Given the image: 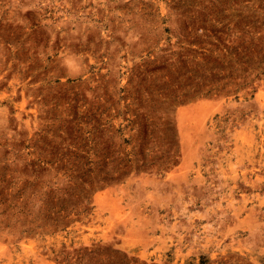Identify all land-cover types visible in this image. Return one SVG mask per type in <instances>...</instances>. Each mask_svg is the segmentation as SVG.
Returning <instances> with one entry per match:
<instances>
[{
	"label": "rangeland",
	"instance_id": "rangeland-1",
	"mask_svg": "<svg viewBox=\"0 0 264 264\" xmlns=\"http://www.w3.org/2000/svg\"><path fill=\"white\" fill-rule=\"evenodd\" d=\"M0 264H264V0H0Z\"/></svg>",
	"mask_w": 264,
	"mask_h": 264
}]
</instances>
